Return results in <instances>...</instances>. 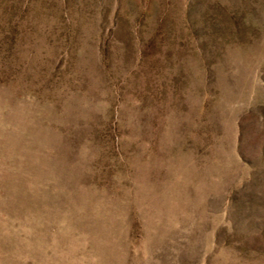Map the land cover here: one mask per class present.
<instances>
[{"label": "rangeland", "instance_id": "rangeland-1", "mask_svg": "<svg viewBox=\"0 0 264 264\" xmlns=\"http://www.w3.org/2000/svg\"><path fill=\"white\" fill-rule=\"evenodd\" d=\"M0 264H264V0H0Z\"/></svg>", "mask_w": 264, "mask_h": 264}]
</instances>
